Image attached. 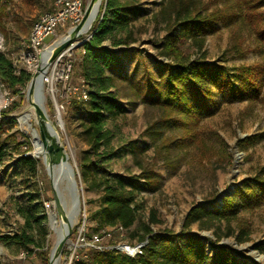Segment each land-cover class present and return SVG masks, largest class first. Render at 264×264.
Listing matches in <instances>:
<instances>
[{
    "label": "rangeland",
    "instance_id": "374dc122",
    "mask_svg": "<svg viewBox=\"0 0 264 264\" xmlns=\"http://www.w3.org/2000/svg\"><path fill=\"white\" fill-rule=\"evenodd\" d=\"M3 1L7 3V13L2 21L5 35L0 31V52L10 59L15 74L21 68L28 72L21 61L23 48L33 21L39 14L52 8L53 0ZM242 1L244 0H195L196 5L204 6V13L225 6L230 7L236 15L240 10L235 2L241 4ZM159 2L160 0H134L135 10L138 13L132 15L129 23L128 30L132 34L129 43L112 46L110 37L101 43L117 51L119 61L115 66L109 67L107 72H116L123 76L117 82L118 87L128 94L127 99L122 100L127 106L124 117L118 119L109 117L106 120V134L113 147L111 150L108 149L109 158L106 163L108 169L112 171L136 173L137 168L132 164L129 153L115 149L128 140H134L142 146L144 153L162 177L159 189L154 191L144 189L137 196L138 201L143 205V216L147 218L151 213L154 214L156 222L151 226L155 231L169 229L177 232L182 229L184 217L191 206L219 208L222 196L231 194L245 176L254 174L256 167L264 163V109L259 101L264 94V77H260V85L256 88L248 87L250 93H256L257 99L246 97L233 99L228 93L229 88L237 85V76L234 72L238 65L259 62L264 71V39L260 33L258 35L259 31H254L242 20L238 22V29L236 27L234 31L231 30V25L222 22H218L214 29L209 28L201 49H198L196 43H193L187 35L176 37L175 44L183 54L192 58L199 57L205 63L223 67L232 82L223 89L218 85L212 86L210 106L206 110H202L201 106L199 108V128L203 129L205 140L217 149L225 144L227 151L230 152L231 162L228 163L216 156L199 164L192 159V150L186 154L184 151L179 153L175 146L169 149L172 151L171 157L167 159L172 162L169 164L167 160H163L165 149L159 148L154 151L152 142L145 133L146 125L156 117V110L153 106L144 103L140 95H137L139 90L144 88L147 75L153 82L158 83L159 61L166 60L162 53V45L168 30L162 17L157 13ZM248 3L252 4V1ZM244 8L246 6L242 7ZM256 8L262 11L264 19V2ZM96 19L95 23H97ZM69 25L68 20L64 27L56 29L55 34L46 36L43 44L53 41L55 36L63 33ZM125 34L127 33L123 30L117 32L116 36L118 38ZM238 34L241 40L240 52L234 48L235 36ZM90 37L91 31L87 30L73 39L80 42L72 49L75 58L73 80L83 77L79 69L84 53L81 44ZM30 79L31 76L24 84L15 83L13 87L0 80V234L21 230L24 222L22 210L31 208L33 210L36 206L38 216H42L43 219L39 225L34 223L26 232L33 236L35 244H39L38 247L46 250L49 255L50 248L57 238L56 232L50 226V213H55V207L52 202V183L44 159L40 156L32 157L31 154L34 149V130L38 133V137L41 139L43 137L39 117L33 105L44 107L48 122L52 124L50 125L55 127L56 124L44 88L42 87L44 104L42 97L41 102H38L35 94L29 96L27 87ZM158 87L162 88V84L158 83ZM25 112L30 113L29 118L26 119L29 127L20 129L18 122L24 121L21 116ZM62 119L65 122L64 129H57L56 141L62 152L65 151L73 167L78 204L69 240L62 247L65 251H61L56 264H72L71 258L77 253L75 248L90 243L92 235L99 234L106 228L96 230L95 222L88 220L89 213L97 207L95 198L98 192L87 189L91 177L79 164L81 160L87 158L88 146L79 126L80 115L75 111L73 103L65 104ZM259 132L261 136L255 137L245 145L238 144V138ZM219 137L222 139L220 140ZM23 156L32 158L33 163L24 161ZM44 156L46 158L45 150ZM52 175L53 173L51 174L53 180ZM60 192L65 195L64 184H60ZM240 214L248 217L253 227L249 239L240 244L234 241L232 235L225 236L227 231L223 221L216 220L210 225V222L201 220L192 223L190 228L212 239H215L217 233L221 236L219 242H227L243 255L252 257V259L247 258V264H264V257L260 256L264 253H260L255 247L257 242L264 238V203L253 212L240 210ZM83 228L90 238H83L80 234ZM113 233L117 234L116 243H136L135 239L130 240L126 237L125 229L120 231L114 229ZM106 239L102 236V246H107ZM205 241L206 248L209 249V242ZM20 249L16 243L0 239L2 263L45 264L38 252L34 257L25 260L15 259L14 256Z\"/></svg>",
    "mask_w": 264,
    "mask_h": 264
},
{
    "label": "trees",
    "instance_id": "16d2710c",
    "mask_svg": "<svg viewBox=\"0 0 264 264\" xmlns=\"http://www.w3.org/2000/svg\"><path fill=\"white\" fill-rule=\"evenodd\" d=\"M249 1H252V4H249ZM196 2L195 0H160L159 2L157 13L162 17L168 30L162 45V53L166 60L159 61L157 68L158 83L162 84V88H159L158 83L153 82L147 75L144 88L137 93L144 103L153 106L156 110V117L146 125L145 133L150 138L154 151L159 148L165 149L163 160L171 157L172 151L169 149L176 146L179 153L184 151L186 154L192 150V159L199 164L216 156L230 163V152L227 151L225 144L217 149L205 140L203 129L199 128V108L201 106L202 110H206L210 106L212 86L218 85L223 89L232 82L223 67L205 63L199 57L186 56L176 46L175 40L178 35H187L193 43H196L198 49H201L209 28L214 29L218 22H222L231 25V30L234 31L240 20L245 21L254 31H259L258 35L260 33L264 39L263 13L256 8L264 0H244L241 4L235 2L240 10L237 15L230 7L225 6L204 13V6L200 7ZM244 6L246 8L242 9ZM6 8V1L0 0V31L4 35L2 21L7 13ZM135 9L134 0H103L102 9L96 17L97 23L94 22L88 29L91 31V37L81 44L84 53L79 69L89 85L88 97L85 100H73L71 103L80 115L79 126L88 146L87 158L81 160L79 164L91 177L87 189L98 192L95 198L97 207L89 213L88 220L95 222L96 230L125 229L126 237L144 244L140 253L129 256L110 247L117 241V234L112 233L106 239L105 248H99L97 244L91 243L76 247L77 253L73 254L71 263L247 264V258L252 259L251 256L243 255L227 242H219L221 236L217 233L215 239L204 237L192 230L190 225L201 220L210 222V225L216 220L223 221L227 231L225 236L232 235L238 244L248 240L253 227L249 218L240 214V210L253 212L264 203V163L256 167L254 174L245 176L231 194L222 196L219 208L191 206L184 217L182 229L177 232L169 229L155 231L151 226L156 222L154 214L151 213L147 218L143 216V205L138 201L137 196L144 189L151 191L159 189L162 177L144 153L142 146L134 140H128L115 149L129 153L132 164L138 172L121 173L108 169L106 163L109 158L108 149L111 150L113 147L106 134V120L109 117L113 119L124 117L127 106L122 100L127 99L128 94L118 87L117 82L123 76L116 72H107L109 67L115 66L119 61L117 51L101 43L107 37L112 39V46L129 43L132 34L128 27L132 15L138 13ZM123 30L127 34L117 38V32ZM240 42L238 34L235 36L234 48L239 52ZM234 73L237 76V85L228 89L231 97L257 99L256 93H250L248 87L256 88L260 85V77H264L260 63L238 65ZM30 76L31 73L23 68L15 74L10 59L0 52L2 82L13 87L15 83L24 84ZM259 101L264 109V94ZM261 135V132L245 135L238 138L237 142L245 145ZM22 159L33 163L32 158L23 156ZM167 161L169 164L172 163L170 160ZM37 211L36 206L33 210L23 209L24 222L21 230L2 233L0 239L16 243L20 250L32 251L35 245L39 248L33 236L26 232L34 223L39 225L43 219L42 216H38ZM84 229L80 234L83 238H90ZM104 230L99 235H103ZM205 240L209 242V249L206 248ZM255 247L260 253H264V238L260 239ZM62 251L64 252L65 249L63 248ZM36 252L46 264L48 252L42 248L37 249ZM0 264H3L1 257Z\"/></svg>",
    "mask_w": 264,
    "mask_h": 264
},
{
    "label": "built area",
    "instance_id": "2783aa9c",
    "mask_svg": "<svg viewBox=\"0 0 264 264\" xmlns=\"http://www.w3.org/2000/svg\"><path fill=\"white\" fill-rule=\"evenodd\" d=\"M87 3L88 0H53L52 8L37 16L31 25L25 48H23L21 61L24 64V68H27L31 74L37 70L44 49L54 45L56 41H59L58 39H61L63 33L68 28L75 26L81 20L87 18V15L84 14ZM68 20L70 21V25L63 33L55 36L54 40L50 43L43 44V40L46 36L55 34L56 29L61 26L64 27ZM89 27L83 30L84 33ZM79 35L80 33L78 32V36ZM76 43L78 42L72 41L65 46V48L60 49L41 76L40 82L45 90L50 109L53 110L56 124V126L53 127L57 132V129H64L65 122L62 119V113L65 104H70L73 100H85L88 97L89 85L85 79L79 77L73 80L75 58L72 54V49L76 46ZM18 125L20 129L29 127L28 121L26 120L19 121ZM114 229L117 230V228H106L104 234L101 236L99 234L92 235L90 243L97 244L99 248L107 247L101 246L102 236L104 238H109ZM118 230L120 231L122 228H118ZM143 244L144 242H136L134 244L118 242L110 247L124 252L129 256H133L142 251ZM37 249L39 248L33 247L32 251L26 249L19 250L14 258L25 260L34 257ZM5 264H12V262H7Z\"/></svg>",
    "mask_w": 264,
    "mask_h": 264
},
{
    "label": "bare ground",
    "instance_id": "6f19581e",
    "mask_svg": "<svg viewBox=\"0 0 264 264\" xmlns=\"http://www.w3.org/2000/svg\"><path fill=\"white\" fill-rule=\"evenodd\" d=\"M59 41H56L55 44L60 43L62 40L58 39ZM53 46V45H51ZM51 46L47 47V49L45 51L42 52V57L44 58L47 53L49 52V48H51ZM42 84L40 83L39 79H35L34 82L31 85V90L29 92V96L32 97L33 94H35V97L37 98L38 102H41V97H42ZM38 117L41 119L46 118V115L44 114V110L43 108L38 105ZM30 116L29 112H25L22 114L21 118L23 120L28 119ZM40 120V119H39ZM48 121V119H47ZM42 128H43V132L45 135V139L46 142L49 146L50 151H52V153L54 154L55 160H56V166H55V172L52 176H54V180L56 178V183L58 186V190H59V195H60V199L62 201L63 204V208H64V212H65V216L66 219L65 220H57L56 217L53 216V212L50 213V226L51 228L56 232L57 234V239H59L61 237V235L65 232L67 226H71L72 223L75 221V217L77 214V195L74 194V185H73V180L75 182L74 179V175H73V179L70 175V169H72L73 171V167L72 165L69 163L68 157L66 156V162L64 163V161H62V148L60 147V145L57 143L56 141V136H57V131L54 130L55 128L51 129L49 127L46 126V124L44 123V121L42 120ZM54 130V131H53ZM38 133L33 132V141H34V149L32 150L31 154L34 156H40L41 158L45 159L44 156V143L41 140L40 137H38L37 135ZM52 172L49 171L48 175L50 180L52 181V177H51ZM76 183V182H75ZM60 184H64V189H65V195L62 194L60 192ZM63 187V186H62ZM52 257H53V264H56L60 258V256H58V254L56 253V249L54 247L53 252H52Z\"/></svg>",
    "mask_w": 264,
    "mask_h": 264
},
{
    "label": "water",
    "instance_id": "95a60500",
    "mask_svg": "<svg viewBox=\"0 0 264 264\" xmlns=\"http://www.w3.org/2000/svg\"><path fill=\"white\" fill-rule=\"evenodd\" d=\"M102 3H103V0H88V3L86 5L85 11H84V14L87 15V18L85 20H81L75 26L68 28L63 33V35L61 37L62 41L58 44H54L53 46H51V48H49L50 50L47 53V55L44 58L41 57L40 64H39L37 70L33 74H31L30 83L27 87L28 94L31 90V85L34 82V80L39 79V81H41L42 73H44L46 71L47 67L52 62V60L55 57V55L57 54V52L60 49H62L64 46H67L70 42H72L73 39L78 37V32L80 34H82V33H84L83 30L85 28H88L89 26H91V24L96 19L99 10L101 9ZM79 44H80V42L76 43L75 45H79ZM46 49L47 48H45L44 51ZM43 102H44V99L42 96V104H44ZM33 106L35 107L36 111L38 112V104H34ZM44 114H45V109H44ZM41 117L39 118L40 120H38V121H39V124L41 126L42 133H43V137L41 140L44 143L45 154H46V158L44 159V163L46 164L48 171H51L54 174L55 166H56V160H55L54 154L52 153V151H50L49 146L46 142L45 135H44L43 128H42L43 127L42 126V120L44 121V123L46 124L47 127L53 129V126L50 125V123L47 121L46 118H44V116L42 119H41ZM62 155H63L62 161H64V163H65L66 162V153L64 150L62 152ZM69 172H70V175L73 179L74 171H72V169H70ZM51 183H52V192H53V201L52 202H53V206L55 207V213H53V216L56 217L57 219H59L60 221H62V220L66 219V216H65L62 201L60 199L59 190H58V186L56 183V178H55V180L53 179L51 181ZM73 185L75 188L74 194L77 195V186H76V183L74 182V180H73ZM70 232H71V226H67L65 232L61 235V237L53 242V244L50 248V254H49L48 261L46 264H53L52 252H53L54 247L56 249V253L58 254V256H60L61 251H62V247L69 240ZM260 256L264 257V254H260Z\"/></svg>",
    "mask_w": 264,
    "mask_h": 264
}]
</instances>
